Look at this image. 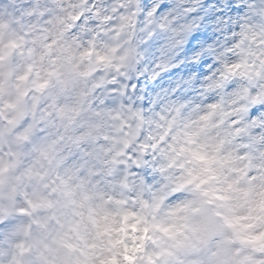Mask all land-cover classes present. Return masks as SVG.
Returning a JSON list of instances; mask_svg holds the SVG:
<instances>
[{
	"label": "clouds",
	"instance_id": "clouds-1",
	"mask_svg": "<svg viewBox=\"0 0 264 264\" xmlns=\"http://www.w3.org/2000/svg\"><path fill=\"white\" fill-rule=\"evenodd\" d=\"M0 264H264V0H0Z\"/></svg>",
	"mask_w": 264,
	"mask_h": 264
}]
</instances>
